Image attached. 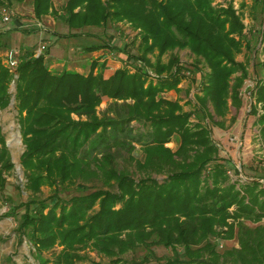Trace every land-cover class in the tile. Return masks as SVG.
Returning a JSON list of instances; mask_svg holds the SVG:
<instances>
[{"label": "trees", "instance_id": "1", "mask_svg": "<svg viewBox=\"0 0 264 264\" xmlns=\"http://www.w3.org/2000/svg\"><path fill=\"white\" fill-rule=\"evenodd\" d=\"M11 2L0 0V6ZM213 2L65 0L58 13L52 0H32L36 18L52 13L70 29L109 20L127 22L139 29L142 51L130 55L137 62L133 71L119 67L108 77L103 75L106 60L92 61L83 74L69 69L53 72L45 53L36 56L29 49L19 52L13 70L0 54V109L9 104L14 81L25 145L20 163L32 196L24 205L20 225L39 235L37 245L52 252L41 264H147L150 256L122 258L140 245L148 250L172 248L170 264H264V182L258 180L264 175L231 180L207 124L223 126L230 106L237 110L242 104L241 86L248 69L247 61L236 56L249 46L239 11L246 4L235 9L231 1L226 6ZM256 4L264 12V0H253L250 8ZM260 44L264 53V27ZM99 46L87 48L94 51ZM175 49H187L208 69L200 76L195 108L190 111L183 110L180 99L163 96L180 90L187 70ZM259 64L264 67V60ZM251 95V113L263 135L264 77L256 81ZM103 97L111 101L99 115ZM72 114L79 123L67 122ZM132 121L145 124L147 130L136 132ZM175 135L179 140L172 149L166 143ZM126 139L142 147V159L128 153L137 178L116 166L119 151L110 150ZM94 141L102 145L99 154L93 153ZM13 167L0 127V190ZM81 180H101L115 189L96 187L68 198L61 195L66 185L80 188ZM44 184L53 187V193L47 199L35 197ZM230 238L237 246L219 252L217 240ZM57 245L61 248L55 250ZM87 248L110 258L108 263L88 260L85 252H78Z\"/></svg>", "mask_w": 264, "mask_h": 264}, {"label": "rangeland", "instance_id": "2", "mask_svg": "<svg viewBox=\"0 0 264 264\" xmlns=\"http://www.w3.org/2000/svg\"><path fill=\"white\" fill-rule=\"evenodd\" d=\"M230 1L235 9L240 8L241 2L246 4L239 11H243L244 37L249 46L243 47L242 52L236 56V60L247 61L248 76L241 86V106L237 110L230 106L223 126L214 125L208 121L207 124L212 139L219 147L218 158L224 159L231 180L240 179L241 181L264 175V134L262 135L259 132L258 125L255 123V115L251 113V104L254 103L251 91L256 81L264 77V67L259 64L264 60V53L261 51L260 44L261 29L264 27V12L260 11L259 4H256L254 9L250 8L253 0H214L212 5L226 6ZM52 3L53 9L61 13L65 0H52ZM3 7L12 13L8 22L1 19V9ZM3 7L0 6V54L3 60L5 54L10 50H18L23 53L26 49H29L33 50L37 56V50L43 44L45 49L40 53L46 54V63L53 72H60L68 67H70L69 70L76 71L74 67L77 66L82 69L81 73H87V70L91 68L92 61H100L101 53L110 54V58L115 59L116 62L111 64L112 69L127 67L133 71L137 62L130 59V55H137L142 52L138 49L140 43L139 29L133 28L124 21L109 20L102 25L70 29L64 21L57 17L58 15L52 13L42 18H36L33 14L32 0H12L11 3ZM252 14L256 19L251 17ZM24 28L28 29L29 32H24L22 30ZM72 30L76 31L77 35H72ZM96 44L100 45L99 49L88 51L87 46ZM95 51L96 53L92 55L91 53ZM174 53L177 54L188 71L186 70L183 74V80L179 84L180 90H174L172 96L171 94H163V96L173 98L175 95V98L180 99L183 110L190 111L195 108L194 95L199 88L200 76L208 69L203 61L197 63L195 56L187 49H175ZM149 56L152 59L154 58L152 54H149ZM168 56L169 53L163 55L162 58L167 60ZM69 62L76 63L71 64ZM4 64L6 65V63ZM99 64L96 67L99 68ZM9 91L11 93L10 102L6 108L0 109V127L5 135L14 167L7 174L8 183L3 190H0V264H41L45 258L49 259L52 256V252L37 245L39 235L30 230L28 232L22 230L20 225L24 205L32 196L31 192L25 187V170L20 163V156L25 149V145L22 142L17 120L14 81L11 82ZM107 105L108 101L100 103L97 107L99 115L102 114ZM208 108L212 112L210 104ZM191 121H195L194 116L191 117ZM67 122L79 123L80 120L79 117L72 114L71 119ZM131 126L136 132L147 130L145 124L136 121H132ZM178 140L175 135L172 141L166 143V146L175 148ZM121 141L118 144L111 145L110 148L111 151H119L116 166L119 169L130 171L137 178L139 174L134 163L128 159V153L136 159H142V147L137 142H132L131 145L134 148L130 149V139ZM91 144L97 146L93 153L99 154L98 152L103 150L102 145L97 141ZM87 145L88 142L84 145L83 150L87 148ZM259 181L264 182V179ZM79 182L81 183L80 188L75 185H66L61 195L68 198L72 194H80L86 189L96 187L115 189L103 185L101 180L87 183L81 180ZM52 193L53 187L44 184L41 185V191L35 197L47 199ZM262 223H264V219ZM217 242L219 252L237 246L235 238L218 239ZM60 248L61 246L57 245L54 249L58 250ZM78 252L80 254L85 252L88 260L96 262L108 263L110 259L88 248L86 250L79 249ZM144 255L150 256V261L147 264H170V261L174 258V250L164 246H153L148 250L140 245L134 250L124 253L122 258L139 260Z\"/></svg>", "mask_w": 264, "mask_h": 264}, {"label": "crops", "instance_id": "3", "mask_svg": "<svg viewBox=\"0 0 264 264\" xmlns=\"http://www.w3.org/2000/svg\"><path fill=\"white\" fill-rule=\"evenodd\" d=\"M96 53V51L95 52H93V53H91L92 55H94ZM99 54H100V52H99ZM92 60V59H91ZM103 60H106V62H105V68H104V70H103V75H104V77H108V76H110L112 73H113V71H114V68L112 69V63H115L116 61H115V59L113 60L112 58H110V54H107V53H105V54H102L101 53V58H100V61H103ZM69 63H76V62H69ZM60 64V63H59ZM62 64H65V63H62ZM53 65V64H52ZM89 66H90V63H89ZM67 69H70V67H68ZM74 69L76 70V71H78V72H82L81 70V68H78L77 66H75L74 67ZM89 70L90 69H88L87 70V73L89 72ZM97 70H98V67H95L94 68V73L95 72H97ZM87 73H83V74H87ZM172 92H174V90H170V91H168V92H166V93H164V94H171V96L173 95L172 94ZM176 96L174 95L173 96V98L172 97H169L168 99H172V100H174V99H176L175 98ZM104 101H108V103L111 101L110 99H108L107 97H103V100H102V102H104ZM177 146V145H176ZM176 148V147H175ZM175 148H172V149H175Z\"/></svg>", "mask_w": 264, "mask_h": 264}, {"label": "built area", "instance_id": "4", "mask_svg": "<svg viewBox=\"0 0 264 264\" xmlns=\"http://www.w3.org/2000/svg\"><path fill=\"white\" fill-rule=\"evenodd\" d=\"M3 7V6H2ZM12 16V13L7 11L5 7H3L1 9V19L4 21V22H8L10 20ZM45 49V45H41L38 50H37V54H39L42 50ZM18 54H19V51L18 50H10L9 52H7L5 54V58H4V63H6V65L8 67H10L11 69H15L19 60H18Z\"/></svg>", "mask_w": 264, "mask_h": 264}, {"label": "water", "instance_id": "5", "mask_svg": "<svg viewBox=\"0 0 264 264\" xmlns=\"http://www.w3.org/2000/svg\"><path fill=\"white\" fill-rule=\"evenodd\" d=\"M248 180H251V179H248ZM258 180H260V179H258Z\"/></svg>", "mask_w": 264, "mask_h": 264}]
</instances>
